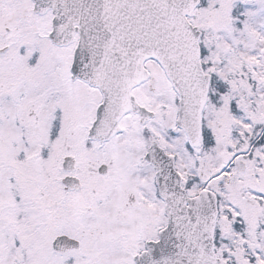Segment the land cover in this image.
I'll list each match as a JSON object with an SVG mask.
<instances>
[{
    "label": "snow or ice",
    "instance_id": "snow-or-ice-1",
    "mask_svg": "<svg viewBox=\"0 0 264 264\" xmlns=\"http://www.w3.org/2000/svg\"><path fill=\"white\" fill-rule=\"evenodd\" d=\"M0 264H264V0H0Z\"/></svg>",
    "mask_w": 264,
    "mask_h": 264
}]
</instances>
